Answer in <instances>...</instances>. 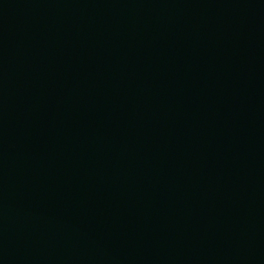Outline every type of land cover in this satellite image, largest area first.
<instances>
[{
  "label": "water",
  "instance_id": "obj_1",
  "mask_svg": "<svg viewBox=\"0 0 264 264\" xmlns=\"http://www.w3.org/2000/svg\"><path fill=\"white\" fill-rule=\"evenodd\" d=\"M0 264H264V0H0Z\"/></svg>",
  "mask_w": 264,
  "mask_h": 264
}]
</instances>
